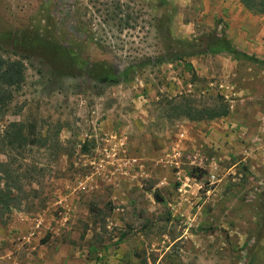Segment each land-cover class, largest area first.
<instances>
[{
    "label": "rangeland",
    "instance_id": "374dc122",
    "mask_svg": "<svg viewBox=\"0 0 264 264\" xmlns=\"http://www.w3.org/2000/svg\"><path fill=\"white\" fill-rule=\"evenodd\" d=\"M229 46L264 58V14L0 0V56L24 64L0 134L21 123L36 142L0 152L20 201L0 264H264V64ZM183 96L229 114L192 119Z\"/></svg>",
    "mask_w": 264,
    "mask_h": 264
},
{
    "label": "trees",
    "instance_id": "16d2710c",
    "mask_svg": "<svg viewBox=\"0 0 264 264\" xmlns=\"http://www.w3.org/2000/svg\"><path fill=\"white\" fill-rule=\"evenodd\" d=\"M244 7L254 14H264V0H240ZM14 40H12L13 42ZM222 42L228 40L222 39ZM230 53L238 54L250 60L264 64V58H260L256 54H250L245 51L232 49L229 46ZM24 64L21 60H5L0 56V118L7 113L8 106L14 99V94L19 90L24 81ZM117 74H106L101 77L103 82L118 81ZM187 96L174 102L180 107L182 113L192 119H216L227 116L229 114L228 104L222 101H216L213 107L192 108V104ZM35 139V138H34ZM41 140L42 136L37 137ZM35 140L31 139V135L26 131L25 126L21 123H11L3 133L0 134V152L23 151L27 146L35 144ZM3 163V162H0ZM9 170H0V218L7 212L12 211L20 203L18 195L15 193V187L8 179ZM19 178V177H17Z\"/></svg>",
    "mask_w": 264,
    "mask_h": 264
}]
</instances>
